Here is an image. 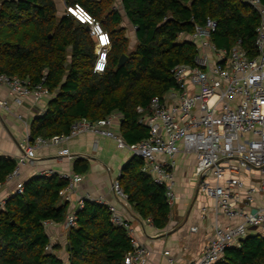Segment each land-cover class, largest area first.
Wrapping results in <instances>:
<instances>
[{"label":"trees","instance_id":"obj_1","mask_svg":"<svg viewBox=\"0 0 264 264\" xmlns=\"http://www.w3.org/2000/svg\"><path fill=\"white\" fill-rule=\"evenodd\" d=\"M66 7L79 5L91 14L111 38L107 66L93 71L95 44L86 25L72 15H57L54 0H0V74L41 81L51 96L45 109L29 125L31 138L67 134L79 119L95 121L120 115L119 133L127 143L148 136L139 118L153 96L162 97L176 86L170 69L192 65L197 55L190 40L195 25L206 18L215 21L211 41L227 52L240 39L241 47L255 56V29L258 13L243 0H121L132 26L136 44L129 49L122 17L115 0H63ZM264 4V0H260ZM127 56L117 66L120 55ZM16 164L0 156V184ZM143 161L132 156L117 177L128 203L143 219L163 229L169 221L170 205L162 185L142 171ZM88 163L78 157L73 171L85 173ZM67 181L58 175H34L23 182L0 208V264H65L54 250L43 221L63 223L68 202L59 190ZM76 225L68 231V264H123L131 250L128 233L114 226L104 205L85 200L76 212ZM215 264H264V235L249 233L239 244L225 249Z\"/></svg>","mask_w":264,"mask_h":264},{"label":"built area","instance_id":"obj_2","mask_svg":"<svg viewBox=\"0 0 264 264\" xmlns=\"http://www.w3.org/2000/svg\"><path fill=\"white\" fill-rule=\"evenodd\" d=\"M243 1L259 15V24L255 29V56L247 54L240 45V39L228 52L216 48L211 41L216 23L206 18L203 25L194 26L189 37L198 51L194 63L172 67L170 73L176 86L162 97L153 96L146 113L137 107V111L142 113L140 122L148 128L147 137L127 143L111 128L119 122L116 113L95 121L79 119L71 124L67 134L48 138H31L27 131L20 153L15 158V167L6 178V181L16 182L14 194L23 190V181L19 180L20 170L33 163L35 148L58 145L81 133L91 132L113 139L118 147L126 148L132 156L140 158L143 161L142 171L164 187L170 207L175 200V157L181 152L194 156L193 177L198 189L212 199L217 215L237 222L224 226L215 224L212 238L200 256L189 264H215L223 258L225 249L239 246L249 233L264 235V204L255 203L257 196L264 199V4L260 0ZM65 13L89 27V35L96 46L93 71L103 73L111 47L109 33L79 5L65 7ZM45 77L44 73L40 82L30 84L27 79L15 75L0 74V86L8 89L18 105L28 98L40 102L51 96L44 83ZM0 109H9L5 98H0ZM18 118L22 116L18 115ZM59 154L68 155V150L61 149ZM41 174L51 176L54 173L47 170ZM58 176L67 181L58 194L62 201L69 203L81 175L71 171ZM245 178L250 180L249 184H246ZM111 190L116 203L130 214L131 205L117 178L112 181ZM95 202L104 205L110 222L123 228L130 237L131 250L125 253L123 264H146L150 250L134 237L129 218L104 198L100 197ZM83 204V200L79 201L67 213L64 222L68 231L76 225V212ZM49 222L43 221L44 228ZM196 229L191 227V231ZM48 249L51 250L50 244ZM163 255L167 264H177L169 251H163Z\"/></svg>","mask_w":264,"mask_h":264},{"label":"crops","instance_id":"obj_3","mask_svg":"<svg viewBox=\"0 0 264 264\" xmlns=\"http://www.w3.org/2000/svg\"><path fill=\"white\" fill-rule=\"evenodd\" d=\"M54 2L57 15L64 13L66 7L64 1L54 0ZM115 3L117 4L116 1ZM115 3L114 7L120 12L121 27L125 28V35L129 39V49H131L136 44L133 26L125 16L121 1L117 5ZM0 98H5L9 102L8 110L0 109V156L15 159L20 153V145L24 142L25 134L29 131L30 122L45 109L47 99L34 102L28 98L18 105L4 86H0ZM18 115H21L22 118L19 119ZM119 122L111 127L117 134H120ZM65 148L68 150V155H60L59 151ZM78 157L87 160L88 169L85 173L79 174L81 180L68 203V212L73 210L81 200L95 201L101 197L109 203L115 204L129 218L134 237L149 248L150 255L146 264H167L163 255L165 250L169 251L170 256L175 259L177 264H189L200 256L204 246L212 238L215 224L224 226L237 222V220L229 221L223 215L215 213L212 199L198 189L197 182L193 177L194 156L182 152L175 157V200L170 207L169 221L166 227L157 229L149 218H141L132 207L129 208L130 214L126 213L116 203L111 183L118 177L122 166L130 160L132 155L128 149L118 147L113 139L91 132L81 133L58 145L35 148L33 163L21 168L19 180L24 182L47 170L56 175L62 172H71L73 171V162ZM245 182L249 184L250 180L245 178ZM15 183L14 180H10L0 184V208L3 207L7 198L14 194ZM255 203L256 205L264 204V199L257 196ZM191 227L197 229L191 231ZM45 231L51 247L59 245V248L54 252L60 258L63 256V261L68 264L65 250L68 230L65 227V222L50 221Z\"/></svg>","mask_w":264,"mask_h":264},{"label":"water","instance_id":"obj_4","mask_svg":"<svg viewBox=\"0 0 264 264\" xmlns=\"http://www.w3.org/2000/svg\"><path fill=\"white\" fill-rule=\"evenodd\" d=\"M87 31H89V27H86ZM127 56L125 54L120 55L119 59H118V63L117 66L120 67L124 64L125 60H126ZM252 212L254 213L255 210H252ZM250 229H255V227H251Z\"/></svg>","mask_w":264,"mask_h":264},{"label":"rangeland","instance_id":"obj_5","mask_svg":"<svg viewBox=\"0 0 264 264\" xmlns=\"http://www.w3.org/2000/svg\"><path fill=\"white\" fill-rule=\"evenodd\" d=\"M117 2V4L119 3V0H115ZM115 3V2H114ZM116 4V3H115ZM116 4V5H117ZM130 45H132V43H130ZM62 258H64L63 256H61Z\"/></svg>","mask_w":264,"mask_h":264}]
</instances>
